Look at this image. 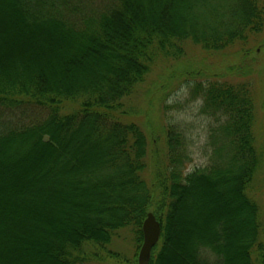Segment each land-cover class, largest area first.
I'll list each match as a JSON object with an SVG mask.
<instances>
[{
  "label": "trees",
  "instance_id": "16d2710c",
  "mask_svg": "<svg viewBox=\"0 0 264 264\" xmlns=\"http://www.w3.org/2000/svg\"><path fill=\"white\" fill-rule=\"evenodd\" d=\"M5 9L0 26L10 18L22 38H54L52 49L74 65L61 75L35 67L33 56H9L0 43V168L12 175L37 156L28 186H18L20 207L12 205L30 220L27 214L42 203L38 194L48 198L59 187L67 198L51 197L72 201L65 208L79 217L69 231L62 222L48 227V219L40 220L47 228L32 229L44 238H28L19 223L8 228L0 253L10 257L2 254L0 262H118L110 247L131 230L141 248L142 224L153 208L161 233L149 264H264V229L252 195L264 152L250 84L189 83L199 116L212 121L203 147L207 163L190 173V140L180 125L166 122V163L150 177V140L127 110L154 66L181 61L185 46L225 56L257 46L264 0H0V14ZM18 109L40 113L23 124L12 117ZM27 247L44 253L27 261Z\"/></svg>",
  "mask_w": 264,
  "mask_h": 264
},
{
  "label": "rangeland",
  "instance_id": "374dc122",
  "mask_svg": "<svg viewBox=\"0 0 264 264\" xmlns=\"http://www.w3.org/2000/svg\"><path fill=\"white\" fill-rule=\"evenodd\" d=\"M7 14L8 10L5 9L0 14V18L5 19ZM10 22L11 19L6 18V22L0 26V43H2L1 46L5 51H8L9 56L13 58L27 57V55L33 56L35 61L33 65L35 67L43 68V66H46L53 68L58 70L61 75H65L68 72L66 70L67 67L71 68L74 66L72 64H65L63 61L66 55L52 49L55 43L54 38H50L49 36L27 37L26 35H21L24 36L22 38L20 37L21 28L15 25L12 27ZM261 38L260 43L250 48L247 54L233 55V51H231L230 56L204 54L196 47L185 46V55L181 61L170 64L161 61L154 66L149 80L129 103V107H127L128 115L142 126V129L150 140H148L150 146L147 154L150 177L154 175L156 169L166 163L164 159L165 143L163 136L166 122L180 125L190 140V160L186 166V173H190L194 169L206 165L208 158L205 155L203 147L205 146L208 128L212 121L199 116L200 104L190 100L191 93L188 88L190 82L192 83L203 78H205L203 81L207 79H219L225 82H245L250 84L256 113L255 133L259 141L258 147L264 152V35ZM7 113L13 114V111H7ZM39 113L38 110L34 109L32 110V114L29 111L24 115L18 109L15 110V114L12 117L14 119L17 114V118L21 123L28 124ZM36 157L35 155L30 158L31 160L27 161L26 165L19 166L17 170L11 172L12 175L0 168V172L3 173L0 177V231L5 229V234H0V241H5L8 228L11 229V227L18 223L20 224L18 226L20 229L28 230L27 233L24 231L26 235L23 234V236L37 239L43 236L41 232H36L32 227L45 230L48 225V227L56 226L58 222H62L65 229L69 231L72 222L76 221L79 217L76 211L71 210L72 207L70 211H67L65 208V204L72 205V201L70 202L66 199L64 204H60L58 201H54L57 200L55 197V199L51 197L65 196L67 198L66 195H63V192L66 191L61 190L59 187H51L50 189H53L55 193L50 194L51 196H48V198L45 195L38 194L40 198L37 200H41L42 203L39 206H34L37 209L31 210L32 213L27 214L30 216V220H28V216L27 219L23 218L26 215L25 213L23 215L20 210L14 209L12 205L14 203L18 208L20 207L18 206L20 197L17 198L16 196L20 188L28 186V181L30 176H32V170H34V165L36 164ZM24 166L28 168L26 172H22L25 169H23ZM21 185L23 186L19 188L18 186ZM2 187L6 189L4 188L3 190ZM35 187L32 186L31 189ZM27 190H30V188ZM21 192L23 194V191L19 193ZM252 195H254L259 204L260 221L264 229V167L262 176L255 183ZM230 203L228 202L226 205L232 206ZM215 205L219 207L220 204L216 203ZM206 209L209 210V207L207 206ZM149 213H154L153 208L149 209ZM43 219H48L49 224L45 222V224H48L47 226L38 225L40 220L42 221ZM189 220L191 219L187 218L183 226H186L190 222ZM34 221L36 222L34 223ZM22 224L26 226L23 227ZM196 224L198 223L196 222ZM19 228L17 229L20 231ZM9 243L7 244L8 250L12 247ZM2 245L3 242L0 243V251H5L6 246ZM27 248L29 250L30 247ZM110 250L118 254L119 258L118 262L107 261L108 264H137L140 248L136 247L131 230H127V232H124L116 239ZM30 252L31 254L28 253L27 261H38L40 255L42 256L44 253L43 249H39L34 254L33 247L30 248ZM2 254L3 256L10 257L9 253H0V261H2ZM32 255L33 257H30ZM0 264L3 263L0 262ZM173 264L178 263L173 262Z\"/></svg>",
  "mask_w": 264,
  "mask_h": 264
},
{
  "label": "water",
  "instance_id": "95a60500",
  "mask_svg": "<svg viewBox=\"0 0 264 264\" xmlns=\"http://www.w3.org/2000/svg\"><path fill=\"white\" fill-rule=\"evenodd\" d=\"M161 227L152 213H148L142 224L143 241L138 254V264H149L151 252L158 243Z\"/></svg>",
  "mask_w": 264,
  "mask_h": 264
},
{
  "label": "bare ground",
  "instance_id": "6f19581e",
  "mask_svg": "<svg viewBox=\"0 0 264 264\" xmlns=\"http://www.w3.org/2000/svg\"><path fill=\"white\" fill-rule=\"evenodd\" d=\"M19 254V253H18Z\"/></svg>",
  "mask_w": 264,
  "mask_h": 264
}]
</instances>
